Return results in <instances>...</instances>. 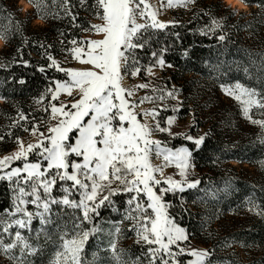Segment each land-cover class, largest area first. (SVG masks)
I'll list each match as a JSON object with an SVG mask.
<instances>
[{"label": "snow or ice", "instance_id": "obj_1", "mask_svg": "<svg viewBox=\"0 0 264 264\" xmlns=\"http://www.w3.org/2000/svg\"><path fill=\"white\" fill-rule=\"evenodd\" d=\"M29 2L38 16L47 18L48 13L42 14V9L45 7L44 0H29ZM80 2L83 4L84 0H80ZM194 2L195 0H168V6H186ZM96 7L97 15L104 21V24L90 25L89 29H85V31L103 33L104 38L101 40H73L71 42L73 45L83 44L87 52H85V48L78 46L70 50L74 59L92 67L89 69H64L51 55L48 56V60L51 61L48 68L55 67L57 71L64 72L69 78L64 82L55 81V88L46 90L51 95L52 101H57L61 92L66 93L69 98L78 93L79 99L72 102L70 107L67 104L57 106L56 103H52L50 105L51 119L56 120L57 123L49 127L47 133L40 132L38 124H33L31 129L25 128L24 131H29L31 135L39 134L40 139L36 143L25 145L17 137V150L0 158V173H2L0 180L7 179L11 182L15 178L19 190V196L14 201L15 210H6L5 214L13 217L23 214L26 217V219H13L6 225L4 221L0 220V226H3L0 231V252L8 255L15 249H19V256L12 255L10 258L15 261V264H27L26 257L35 255L38 249L29 243L19 229L28 228L31 231L34 218H38L43 226L52 223L53 205H63L80 210L84 220L87 221L90 219V214L98 215V209L106 202H110L111 196L135 192L136 195L131 196L127 203L132 205L133 202H136L137 215H128L125 218L136 220V225L132 230L136 232V242L143 241L147 246L148 250L145 255L150 257L149 264H158V261L160 264H178L175 257L183 254L184 249L179 248V251L173 252L171 246L179 247L178 242L186 241L187 235L185 229L179 227L173 219L169 218L164 211L166 205L162 200L163 195L169 191L174 192L179 187V191L183 192L184 188L180 187L179 182L173 181L171 177L165 181L156 179L155 173L160 169L152 166L150 155L153 152L158 156L165 152L169 153V155H163L164 161L177 160L176 166L180 168L181 175H185L192 153L187 148H180L172 152L166 147L161 148L160 141L151 139L153 131L165 132L169 129L161 128L158 121L154 126L141 123L137 119L138 114L132 111L134 104L125 99V96L133 95V90L126 89L121 84L122 70L129 66L130 60L133 64L137 62L134 50L143 47L133 41L141 29L148 27L147 24L137 22V15L142 19H153L151 24L153 28H163L166 25L154 20L155 13L149 15L150 5L146 4L145 0H96ZM61 8L65 16L71 17L73 21L76 20V16L71 12L70 0H61ZM224 11L231 15L237 14L236 9L231 6L225 5ZM7 15V27H0V38L5 41L10 39L8 33L20 30V22L15 21L14 13L8 12ZM53 18H58V14ZM0 19L3 17L0 16ZM226 19L227 15L213 17L214 27L211 30L222 28ZM14 21L15 28H13ZM219 39L224 40L225 36L221 35ZM85 54H87V59H84ZM158 63L161 67L164 66L162 59ZM24 66H29L28 62L25 61ZM38 70L41 73L46 71L44 67H40ZM141 70L136 68L131 75L135 76ZM20 83H24V81L21 80ZM136 87L147 88L148 85ZM236 90H239L238 95L235 94ZM226 92L241 101L242 113L246 119L264 128V120L252 119L250 115L253 107L264 109V93L239 83L235 85V88L226 89ZM172 95L171 91L167 92V96L171 97ZM242 97L246 98L242 99ZM152 99L154 98L145 96L140 102ZM159 99H164V96H160ZM44 111L48 112L49 109L46 107ZM174 111L179 112L180 109L176 108ZM142 115L151 116L155 120L156 110L146 111ZM20 119L25 120L26 117L21 114ZM174 120L175 117H169L168 123L172 124ZM18 125L19 121L14 126ZM73 134H75L74 142ZM185 138L193 141L197 146L201 145L205 139L203 136L200 138L186 136ZM3 139L0 136V141ZM261 143H264V140ZM32 153L41 159L36 163L27 162L29 154ZM72 156L77 159L70 160ZM21 160L25 161L22 168L14 167L5 171L11 161ZM129 176L132 179H129ZM21 181L23 185L30 187L31 191H26L25 186H20ZM58 181L62 185L64 182H71L70 188L62 186L61 190L64 195L61 198L52 195ZM115 182H118L117 188L112 187ZM161 183H167L169 187L162 188L161 194L157 195L154 187ZM198 184L199 181H193L187 186L195 188ZM105 189L108 190L109 195L97 202L98 193ZM73 192L80 195L79 201L71 198ZM141 192L147 196L146 206L139 202ZM25 197H29V199H25ZM28 204L35 206L37 211L29 212L26 207H21V205ZM149 209L155 218L148 214ZM12 227H17L18 230L15 232L14 238L9 235L11 242L6 244L3 233H7ZM95 231L97 229L93 228L92 232ZM120 232L121 229L117 226L115 228L117 238ZM90 234L86 231L79 240L68 241L65 239L63 241L65 254L69 251L72 253L71 264H79V253L82 252V245ZM69 244H71V248H69ZM153 245H158V247H153ZM110 250L117 264H121L115 242L110 245ZM190 254L196 257L194 264H205L206 258L210 255L207 250H193ZM165 256L170 259H164ZM133 264H141L140 258L137 257Z\"/></svg>", "mask_w": 264, "mask_h": 264}, {"label": "rangeland", "instance_id": "obj_2", "mask_svg": "<svg viewBox=\"0 0 264 264\" xmlns=\"http://www.w3.org/2000/svg\"><path fill=\"white\" fill-rule=\"evenodd\" d=\"M22 1L23 0H19L18 5L23 11H27L31 6H25ZM221 2L223 6L220 8L217 17L227 15L224 26L222 28H216L213 31L211 30L214 27L212 21L208 28L218 37L221 35L225 36L223 41L226 40V44L223 48H226L227 51H217L214 53L213 57L214 59L225 62V64L229 62L237 67L236 64L240 63V58H238V56L244 58L246 57L245 54H259L261 51H264V26H261V21H258L257 17L254 15V5H247L245 9L240 10L238 7L231 6L237 11L236 15H231L224 11L225 5L230 6V4L224 0H221ZM145 3L150 5L148 9L149 15L155 13L154 20L157 23H163L165 25L173 22L175 11H181L183 8L188 10V4L186 6L173 5L169 7L168 0H145ZM137 22L149 25L152 24L153 19H142L137 15ZM33 23L42 25L43 22L39 19H35ZM97 24L102 25L104 21L99 19L94 23V25ZM216 30H220V32L217 33ZM103 38V33L88 31L82 35L80 40H101ZM77 46L85 48L83 44H77L72 45L71 49ZM1 47H3V43L0 45V48ZM85 52H87L86 48ZM87 58V54H85L84 59ZM53 59L64 69H89L92 67L91 65L78 62L70 53L67 56ZM136 68L137 67L131 66V68L127 67L122 70L121 84L124 88L133 90V95L131 97L125 96V99L134 104L132 111L138 114L137 119L141 123H146L150 126H154L158 121L161 128L169 129V131L165 132H152L151 139L160 141L161 148L166 147L172 150V152L180 148H187L192 153L189 167L186 169L185 175H181L180 168L176 166L178 163L177 160L172 159L169 162L164 161L163 155H169V153L165 152L163 155L158 156L153 152L150 155V162L153 167L160 169L155 173L156 179L165 181L168 177H171L173 181L179 182L180 187L184 188L183 192L199 189L200 187L198 186L202 180L201 176L207 172V169L197 165L193 151L186 145L172 146V142L176 139L187 140L185 138L186 136H192L193 138L205 137L206 134L216 136L221 142L219 149L221 152L219 155L213 156L210 163V165L215 168L216 172L219 173V182L215 184L212 182L213 180L204 177L205 183H213L212 185H207L208 189L206 193L203 194V188H201V196L195 197L186 194L181 199V203L186 212L187 226H182L177 222L176 214H178V211L173 207L171 201L165 199V196H167L168 193H173V191H169L166 195H163L162 202L166 205L164 211L179 227L185 229L187 235L186 241L178 242L179 247L175 245L171 246L173 252L179 251V248L184 249V253L176 256L175 260L178 261V264H182V262H185V264H194L196 257L192 256L190 253L193 250H207L210 255L206 258L205 264H262L264 258V249L262 247L248 243L244 239L240 240L236 238L241 242L236 243L234 240L235 236L231 235L235 230L248 229L250 226H253L255 220L260 216L258 212V202H250L244 195H242L239 203L234 205H224L220 201L223 200L225 196L229 195L228 188L224 187L223 184L230 179H240L243 184L244 181H246L254 186L264 187V143H261V141L264 140V128L246 119L242 113L243 105L241 101H238L235 99L234 95H229L226 92V89L235 88L237 83L248 88H255L259 92L261 90L256 84L250 82V79L245 77L243 73L238 75L230 74L229 79L226 81L214 80L215 78L212 79V76H210L211 78L200 79L201 82H199V86L197 85V92L200 94L198 98H201V101L200 104L197 105V109L199 113L205 114L202 117L205 125L200 126L199 122L194 118L195 109H192L189 114L174 111L176 108L180 110L182 108L179 104L181 97L177 92L179 86H173L167 89L163 85L162 81L164 75H162V67L159 65L158 61H156L155 65H150L145 68L144 78L140 77L139 74L135 76L131 75L132 71ZM233 68L235 67H232V69ZM62 73L64 74V79L57 81L64 82L69 79L64 72ZM144 84L148 85V87H136ZM153 89H155V91H153ZM169 91L173 93L171 97L167 96V92ZM235 94L238 95L239 90H236ZM162 95L164 99H159ZM145 96L153 97L154 99L151 101L145 100L141 103V99ZM245 98L246 97H242V99ZM78 99V93H75L72 98H69L66 93L61 92L59 94V99L54 103H56L57 106L60 104H67L70 107L71 103ZM116 102L119 103V101ZM52 103L51 101V104ZM152 109L156 110L155 120H153L151 116L142 115V113ZM263 110L264 109L253 107L250 112L252 119L264 120ZM169 117H175L172 124L168 123ZM85 119L87 120L88 118ZM56 123V120L51 119L50 111L48 120L39 125V130L40 132L47 133L48 128L54 126ZM19 138L25 145L36 143L40 139L39 134L31 135L29 131ZM74 140L75 134H73V142ZM200 146L201 145L197 146L194 144L195 149H198ZM250 146H254L258 152H261V162L258 157L251 156L250 152L247 151ZM17 148L18 145L0 156V158L12 154ZM40 159V157L32 153L29 154L27 162L36 163ZM75 159H77L75 156L70 157V160ZM13 162L15 161H11L9 164ZM24 162L25 161L21 160L11 168H22ZM257 162H260V164ZM44 166L46 167V163ZM69 171H71V169H69ZM128 178L132 179L131 176ZM193 181H199V184L195 188H188L187 185ZM8 182L11 183L13 189L12 211H14V201L16 197L19 196V190L15 183V178L13 181ZM20 186H25L22 181ZM62 186L71 187V185H66L64 183L62 185L58 181L53 191L56 190L59 196H54L52 192L54 197L61 198L64 195L61 190ZM118 186V182L112 185L113 188H117ZM25 187L26 191H31L30 187ZM168 187L169 184L161 183V185L154 187V191L157 195H160L161 189ZM175 191L181 192L179 191V187H177ZM108 194L109 192L107 189L99 192L97 202ZM75 195L78 196L76 201H79L81 197L78 193L73 192L71 198ZM133 195H136V193H126L123 197L122 210L112 206L109 218H107L109 220H99L101 225L96 234L99 238L93 241L89 235L87 241L82 245V252L79 253V264H117L110 250V245L113 242L116 244L117 253L120 254L121 264H133V261H135L137 257L140 258L141 264H149L150 257L145 255L148 250L147 246L144 245L143 241L140 243L136 242L137 235L136 232L132 230L136 225V220L125 218L128 215H137L135 211L136 202H133L132 205L127 203ZM25 199H29V197H25ZM139 202L146 206L147 196L143 192L139 194ZM21 207H26L29 212L35 213L37 211L36 207L32 204L21 205ZM189 210H191L192 214L189 213ZM148 214L155 218L150 209L148 210ZM21 218L26 219L23 214L14 216V219ZM8 223H11V221L6 222V224ZM33 223H35V226L39 229L43 226L38 218H34L32 220V224ZM117 226L121 229L118 238L115 233V228ZM148 226L149 228L151 227L150 224ZM195 227L199 228L197 234L196 232H190V230ZM71 234L73 235V239L74 237H76L77 240L82 238V235H78V232H71ZM153 247H158V245H153ZM135 252H141L142 254L137 255ZM164 259L170 258L165 256ZM158 264H160L159 261Z\"/></svg>", "mask_w": 264, "mask_h": 264}, {"label": "trees", "instance_id": "obj_3", "mask_svg": "<svg viewBox=\"0 0 264 264\" xmlns=\"http://www.w3.org/2000/svg\"><path fill=\"white\" fill-rule=\"evenodd\" d=\"M19 0H0V27H7L8 12L14 13L15 21L20 22L19 32L8 33L10 39L3 42L0 48V136L4 139L0 141V156L12 150L16 145V138L21 137L31 129L33 124H42L50 116L51 95L46 90L55 87V81L63 80L64 74L57 71L54 67L48 68L51 61L48 56L53 58L67 56L70 53L73 40H80L90 25H94L99 20L97 15L96 0H70L71 12L76 16L73 21L71 17L65 16L61 8V0H44L45 7L42 9L48 13L47 18H41L36 14L32 4L27 11H23L18 5ZM27 3V0H23ZM246 5L255 7L254 15L261 26H264V0H246ZM188 10L183 8L181 11L174 12L173 22L163 28H153L151 24L141 29L134 43L143 45L134 50L135 64L129 61L128 68L137 67L142 69L139 76L145 77V68L155 65L156 61H164L162 67L163 85L170 89L173 86H179L177 92L181 97L179 104L182 106L180 112L183 114L191 113L195 109L194 118L200 126H204L202 117L205 115L199 113L197 105L200 104L198 98L197 85L200 79L215 78L214 80L226 81L230 74H241L250 79V82L256 84L260 92L264 93V51L259 54H245L246 57L240 58V63L234 66L232 63L222 62L214 59V53L217 51H227L223 46L226 40H220L219 37L208 28L217 17L220 8L223 6L221 0H195L189 3ZM58 14V18H53ZM102 15V12L100 13ZM35 19L41 20L42 25L34 24ZM15 21L13 28H15ZM79 25V26H74ZM91 31V30H89ZM217 33L220 30H216ZM225 49V50H224ZM155 53V56H153ZM258 56V57H257ZM28 62L27 67L24 62ZM169 65H171L169 67ZM44 67L46 71L41 73L38 69ZM232 67H235L232 69ZM247 69V71H245ZM231 70V71H230ZM245 71V74H244ZM168 74V75H167ZM23 80L24 83H20ZM43 97V99H41ZM37 101H40L39 103ZM53 103L55 101H52ZM49 111L45 112L44 109ZM264 113V110H263ZM21 114L26 117L21 120ZM264 119V118H263ZM19 121L18 126H14ZM11 133V135H9ZM221 142L214 135H207L201 146L195 149L194 143L188 140L176 139L172 146L186 145L193 151L197 165L204 167L207 172L202 174L199 189L168 193L166 200L172 202L173 207L178 211L176 214L177 222L182 226H187L186 212L181 203L184 195L199 197L207 192L208 184L205 183L204 177L213 180L215 184L219 182L215 168L210 165L212 157L219 155ZM251 156L260 159L262 154L254 146L247 150ZM237 160V159H236ZM19 161L8 165L10 169ZM260 162H257L260 164ZM255 163V164H257ZM263 170V169H262ZM218 171V170H217ZM71 185V182H64ZM228 188V196L220 200L224 205H234L239 203L242 195L250 202L256 201L259 204L258 218L248 229L235 230L232 236H235L236 243L239 240H245L248 243L258 245L264 249V187L254 186L249 182L240 179H230L223 184ZM54 196H59L57 191H53ZM109 195V194H108ZM126 193H120L110 197V202H106L98 209V215L90 214L89 220H84L82 212L77 209L65 207L63 205L52 206V223L37 228L35 223L32 224L31 231L28 229H19L22 235L28 239L29 243L38 251L35 255L27 256V264H71L72 253L69 251L65 254L63 241L73 240L71 232H78L82 235L84 232H90V238L94 241L99 238L97 231L92 232L93 228L97 230L100 227L99 220L107 221L110 210L113 207L122 210L123 197ZM13 189L11 183L7 180H0V220L6 222L12 221L13 216L7 215L6 210H12ZM72 199L77 200L75 195ZM189 213L192 214L191 210ZM107 219V220H106ZM3 226H0L2 231ZM43 229V231H41ZM191 229V227H190ZM16 227L3 233L4 242L10 243L15 237ZM199 228H192L190 232L198 233ZM237 238V239H236ZM76 239V237H74ZM80 239V238H79ZM205 242V241H204ZM71 248V244H69ZM61 255L58 256L57 254ZM137 255L141 252H135ZM19 249L13 253L5 255L0 252V264H15L10 257L19 256ZM185 264V262H182ZM264 264V258L262 260Z\"/></svg>", "mask_w": 264, "mask_h": 264}, {"label": "clouds", "instance_id": "obj_4", "mask_svg": "<svg viewBox=\"0 0 264 264\" xmlns=\"http://www.w3.org/2000/svg\"><path fill=\"white\" fill-rule=\"evenodd\" d=\"M28 5H30L29 0H27ZM230 6H238V9H245L247 7L245 0H231ZM2 43V41H0Z\"/></svg>", "mask_w": 264, "mask_h": 264}, {"label": "bare ground", "instance_id": "obj_5", "mask_svg": "<svg viewBox=\"0 0 264 264\" xmlns=\"http://www.w3.org/2000/svg\"><path fill=\"white\" fill-rule=\"evenodd\" d=\"M224 1L231 5V0H224ZM22 3H23L25 6L29 7L28 3H26L25 1H22ZM235 7H238V6H235ZM0 41H2V40L0 39ZM2 43H3V42H2ZM2 43H0V45H2Z\"/></svg>", "mask_w": 264, "mask_h": 264}]
</instances>
